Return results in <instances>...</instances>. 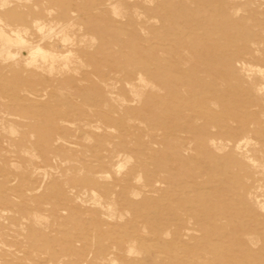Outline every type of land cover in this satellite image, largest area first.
Masks as SVG:
<instances>
[{"label": "rangeland", "instance_id": "obj_1", "mask_svg": "<svg viewBox=\"0 0 264 264\" xmlns=\"http://www.w3.org/2000/svg\"><path fill=\"white\" fill-rule=\"evenodd\" d=\"M14 29L54 61L0 51V264H264V0H0Z\"/></svg>", "mask_w": 264, "mask_h": 264}, {"label": "bare ground", "instance_id": "obj_2", "mask_svg": "<svg viewBox=\"0 0 264 264\" xmlns=\"http://www.w3.org/2000/svg\"><path fill=\"white\" fill-rule=\"evenodd\" d=\"M5 2V1H3ZM116 17V16H115ZM40 29L42 28L41 25L38 26ZM64 29V27H63ZM59 32V31H58ZM63 32V31H62ZM11 33H13V37H9L7 39H5L4 43L5 44H2L0 47V51L2 52H5V56L10 57L11 58V52H9V49L7 50L6 49V43L9 44L10 43H16V44H19L21 46H23L25 49L28 50V64H36L39 60H41L43 63H47V66L49 67V70L53 69V61H54V56L49 53L48 51H46L45 49H43L39 44H31V43H28L26 39H24V37L22 36L21 34V30L19 29H14L11 31ZM5 34V32L3 30H0V36ZM57 34V33H55ZM61 34V33H60ZM8 37V36H7ZM68 37L67 36H64L63 37V40L64 41H68ZM62 40V39H61ZM70 42V40H69ZM69 53V52H68ZM67 54V53H66ZM65 54V55H66ZM70 54V53H69ZM64 55V56H65ZM62 56V55H61ZM63 56V57H64ZM13 57V56H12ZM15 58V57H14ZM6 59V58H5ZM61 59H64L61 57ZM67 60V59H66ZM64 67V66H63ZM66 67V66H65ZM47 70V69H46ZM56 71V70H55ZM51 72V71H50ZM49 72V73H50ZM53 72V71H52ZM261 73V72H260ZM138 77V76H137ZM261 81V80H260ZM138 82V81H137ZM143 82V81H142ZM263 89V87H262ZM264 90V89H263ZM213 142V140H212ZM242 144H247V140L243 139V140H239L236 144H235V149H241L242 147ZM120 166V165H119ZM102 179V178H101ZM258 206V205H257ZM263 206H261L262 208ZM264 208V207H263Z\"/></svg>", "mask_w": 264, "mask_h": 264}]
</instances>
